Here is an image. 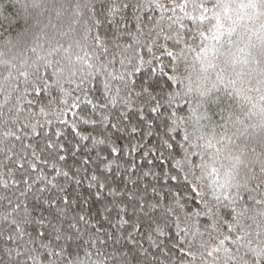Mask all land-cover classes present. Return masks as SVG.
Masks as SVG:
<instances>
[{"label": "snow or ice", "instance_id": "1", "mask_svg": "<svg viewBox=\"0 0 264 264\" xmlns=\"http://www.w3.org/2000/svg\"><path fill=\"white\" fill-rule=\"evenodd\" d=\"M0 37V264H264V0H0Z\"/></svg>", "mask_w": 264, "mask_h": 264}, {"label": "trees", "instance_id": "2", "mask_svg": "<svg viewBox=\"0 0 264 264\" xmlns=\"http://www.w3.org/2000/svg\"><path fill=\"white\" fill-rule=\"evenodd\" d=\"M0 38H2V37H0ZM6 235V234H5ZM0 245H2V240H0Z\"/></svg>", "mask_w": 264, "mask_h": 264}]
</instances>
